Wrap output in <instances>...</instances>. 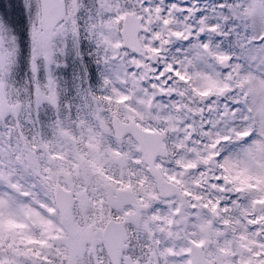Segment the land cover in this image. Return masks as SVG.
I'll use <instances>...</instances> for the list:
<instances>
[{"label":"snow or ice","instance_id":"obj_1","mask_svg":"<svg viewBox=\"0 0 264 264\" xmlns=\"http://www.w3.org/2000/svg\"><path fill=\"white\" fill-rule=\"evenodd\" d=\"M0 264H264V0H0Z\"/></svg>","mask_w":264,"mask_h":264}]
</instances>
